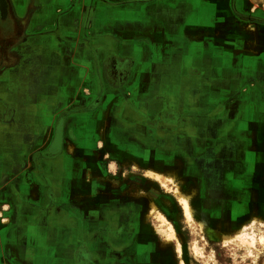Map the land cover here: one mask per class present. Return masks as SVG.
I'll return each mask as SVG.
<instances>
[{
	"label": "crops",
	"instance_id": "crops-1",
	"mask_svg": "<svg viewBox=\"0 0 264 264\" xmlns=\"http://www.w3.org/2000/svg\"><path fill=\"white\" fill-rule=\"evenodd\" d=\"M7 3L29 42L0 70V264H176L138 239L149 197L177 200L163 185L208 217L242 209L264 177L248 0Z\"/></svg>",
	"mask_w": 264,
	"mask_h": 264
},
{
	"label": "rangeland",
	"instance_id": "rangeland-1",
	"mask_svg": "<svg viewBox=\"0 0 264 264\" xmlns=\"http://www.w3.org/2000/svg\"><path fill=\"white\" fill-rule=\"evenodd\" d=\"M4 1L5 14L3 17L0 14V70L9 68L19 57L21 58L23 54L18 51L27 49L29 42L25 18H16L7 0ZM248 1L255 9H245L246 22L255 20L254 22L264 25V0ZM245 29L244 47L250 49L252 37L249 34L253 29L248 24L245 25ZM263 31L261 50L264 53ZM3 74L1 72V76ZM5 79L8 80L6 74ZM4 113L9 116L11 108L5 107ZM8 119L6 121L10 123ZM261 169V174H264V170ZM259 174L257 171L253 176L255 186L251 188L249 200L236 215L230 217L205 216L198 203L188 201L190 195L177 187L173 189L171 185L161 186L165 195L169 194L174 200L177 197V200L169 202L168 195L165 196L164 212L168 215L166 218L159 207L161 202H157V198L152 201L150 196L148 213L143 216L148 224V230L146 234L141 235L144 238L139 236L138 239H144L150 245L158 243L163 246L166 260L176 264H264V201L261 200L264 194V177H259ZM149 193L155 195L156 191L153 193L150 188ZM180 196L186 197L190 206L189 219L184 216ZM174 210L179 213V221H171Z\"/></svg>",
	"mask_w": 264,
	"mask_h": 264
},
{
	"label": "bare ground",
	"instance_id": "bare-ground-1",
	"mask_svg": "<svg viewBox=\"0 0 264 264\" xmlns=\"http://www.w3.org/2000/svg\"><path fill=\"white\" fill-rule=\"evenodd\" d=\"M252 33H253V30L251 31L250 34H252ZM249 191L251 192V190H249ZM179 201H180L181 204H182V209H183V212H184V216H185L187 219H189V218L191 217V209H190V206H188V204H187V199H186V197H182V196H180ZM151 205H153V204H151ZM171 235L173 236V233H171ZM171 235H170V236H171Z\"/></svg>",
	"mask_w": 264,
	"mask_h": 264
}]
</instances>
